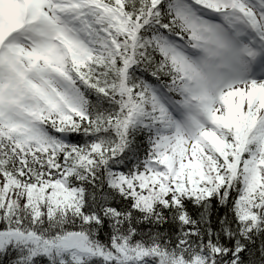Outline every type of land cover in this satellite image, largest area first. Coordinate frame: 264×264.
<instances>
[{"label":"snow or ice","instance_id":"6c2138e0","mask_svg":"<svg viewBox=\"0 0 264 264\" xmlns=\"http://www.w3.org/2000/svg\"><path fill=\"white\" fill-rule=\"evenodd\" d=\"M0 264H264V0H0Z\"/></svg>","mask_w":264,"mask_h":264}]
</instances>
